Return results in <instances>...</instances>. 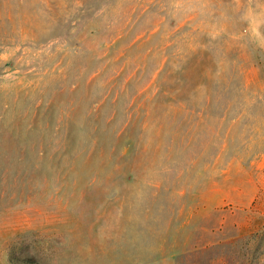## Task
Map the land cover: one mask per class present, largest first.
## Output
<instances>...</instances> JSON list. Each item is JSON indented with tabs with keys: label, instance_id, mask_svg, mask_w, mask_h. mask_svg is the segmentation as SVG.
<instances>
[{
	"label": "rangeland",
	"instance_id": "1",
	"mask_svg": "<svg viewBox=\"0 0 264 264\" xmlns=\"http://www.w3.org/2000/svg\"><path fill=\"white\" fill-rule=\"evenodd\" d=\"M0 264H264V0H0Z\"/></svg>",
	"mask_w": 264,
	"mask_h": 264
}]
</instances>
